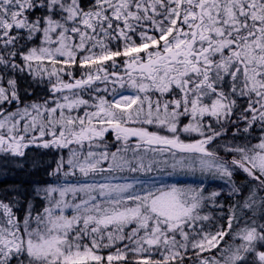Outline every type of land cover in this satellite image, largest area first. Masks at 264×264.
<instances>
[{"label":"snow or ice","instance_id":"1","mask_svg":"<svg viewBox=\"0 0 264 264\" xmlns=\"http://www.w3.org/2000/svg\"><path fill=\"white\" fill-rule=\"evenodd\" d=\"M0 264H264V0H0Z\"/></svg>","mask_w":264,"mask_h":264},{"label":"rangeland","instance_id":"2","mask_svg":"<svg viewBox=\"0 0 264 264\" xmlns=\"http://www.w3.org/2000/svg\"><path fill=\"white\" fill-rule=\"evenodd\" d=\"M37 178L43 179L42 173L37 174ZM165 183H177L179 182L180 184H186V185H195L199 183V177L194 176V175H177V176H171V177H165L163 178ZM216 185L214 183H209V191L212 190L213 187Z\"/></svg>","mask_w":264,"mask_h":264}]
</instances>
